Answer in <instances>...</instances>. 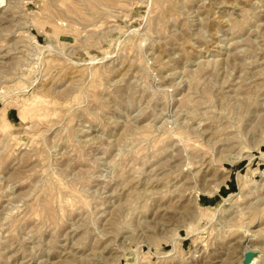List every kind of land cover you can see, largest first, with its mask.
Listing matches in <instances>:
<instances>
[{"label":"rangeland","instance_id":"374dc122","mask_svg":"<svg viewBox=\"0 0 264 264\" xmlns=\"http://www.w3.org/2000/svg\"><path fill=\"white\" fill-rule=\"evenodd\" d=\"M247 248L264 264V0H0V264Z\"/></svg>","mask_w":264,"mask_h":264},{"label":"water","instance_id":"95a60500","mask_svg":"<svg viewBox=\"0 0 264 264\" xmlns=\"http://www.w3.org/2000/svg\"><path fill=\"white\" fill-rule=\"evenodd\" d=\"M256 255V250L247 248L245 250H243L242 254H241V258H240V264H246L248 263L252 257Z\"/></svg>","mask_w":264,"mask_h":264}]
</instances>
